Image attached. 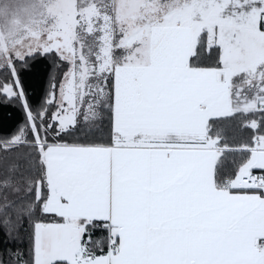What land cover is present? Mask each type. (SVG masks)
<instances>
[{"label": "snow or ice", "instance_id": "6c2138e0", "mask_svg": "<svg viewBox=\"0 0 264 264\" xmlns=\"http://www.w3.org/2000/svg\"><path fill=\"white\" fill-rule=\"evenodd\" d=\"M0 104V264H264V0H0Z\"/></svg>", "mask_w": 264, "mask_h": 264}, {"label": "trees", "instance_id": "16d2710c", "mask_svg": "<svg viewBox=\"0 0 264 264\" xmlns=\"http://www.w3.org/2000/svg\"><path fill=\"white\" fill-rule=\"evenodd\" d=\"M27 79L32 85V100L36 103L39 101L46 85V66L44 64H37L36 67L29 73ZM19 119L20 114L17 109L0 104V135L9 133Z\"/></svg>", "mask_w": 264, "mask_h": 264}]
</instances>
